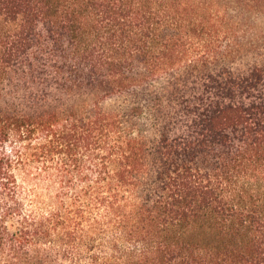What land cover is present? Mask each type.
Instances as JSON below:
<instances>
[{
  "label": "trees",
  "instance_id": "16d2710c",
  "mask_svg": "<svg viewBox=\"0 0 264 264\" xmlns=\"http://www.w3.org/2000/svg\"><path fill=\"white\" fill-rule=\"evenodd\" d=\"M0 264H264V0H0Z\"/></svg>",
  "mask_w": 264,
  "mask_h": 264
}]
</instances>
